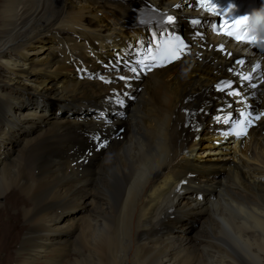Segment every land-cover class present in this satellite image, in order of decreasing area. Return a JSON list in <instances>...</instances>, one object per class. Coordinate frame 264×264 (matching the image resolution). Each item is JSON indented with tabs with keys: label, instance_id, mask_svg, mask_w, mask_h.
I'll return each mask as SVG.
<instances>
[{
	"label": "bare ground",
	"instance_id": "6f19581e",
	"mask_svg": "<svg viewBox=\"0 0 264 264\" xmlns=\"http://www.w3.org/2000/svg\"><path fill=\"white\" fill-rule=\"evenodd\" d=\"M149 1L159 9L176 5V0ZM129 8L111 0H0V68L8 74L0 83L14 85L37 73L42 94L74 101L97 97L101 92L88 82H77L53 44L65 55L67 47L78 52L79 37L92 45L106 33H122ZM213 41L227 43L233 56L211 64L205 63L211 55L206 53L200 61L148 74L137 103L120 121L126 126L125 137L89 158L87 166H70L81 156L72 127L78 125L75 118L88 117L86 111L74 117L75 110H56L52 129L44 132L43 114L37 115L32 103L12 96L13 88L1 90L7 95L0 96V130L6 127L16 137L26 130L34 134L22 139L23 150L11 159L15 165L27 160L29 179L0 158V197L13 200L0 206V244L20 234L19 264H60L72 240L77 241L73 249L80 259L76 264H264V117L248 140L229 148L234 160L228 158L225 165L213 162L220 158L205 159L207 152L197 156L204 163L191 160L199 143L188 142L190 156L183 157L181 132L170 124L184 97L220 79L217 75L234 57L254 55L246 45ZM31 48L46 52L31 57ZM21 101L28 103L22 106ZM17 104L26 109L19 117L12 107ZM10 136L4 137L6 142ZM203 140L208 141L202 149L213 148L209 137L203 135ZM222 152L224 148L210 153ZM214 169L224 175L211 176ZM189 171L198 186L176 202V216L168 220V196ZM202 190L209 194L198 200L197 191ZM90 206V215L81 220L87 228L84 234L73 213ZM18 214L22 219L8 228ZM196 225L198 230L186 235Z\"/></svg>",
	"mask_w": 264,
	"mask_h": 264
},
{
	"label": "rangeland",
	"instance_id": "374dc122",
	"mask_svg": "<svg viewBox=\"0 0 264 264\" xmlns=\"http://www.w3.org/2000/svg\"><path fill=\"white\" fill-rule=\"evenodd\" d=\"M119 32L116 33H106L105 35L101 36L99 40L102 43H106V41L112 40L114 41L115 37L118 35ZM121 35H123V32L120 33ZM109 35V36H108ZM53 47H58V49H56V53H61L62 48H60L58 46L57 43L53 44ZM33 51V52H32ZM30 52V56L31 57H38L39 56H44V53L46 52V50H41L38 53H34V49L31 48V50H29ZM36 52V51H35ZM32 54V55H31ZM16 59V57L14 56H10L9 59L11 60ZM11 60V61H12ZM65 66V65H64ZM72 72V70H70ZM6 72L5 70L2 71V68H0V77H7L8 74L4 73ZM42 78L41 75L37 74V73H32L30 74L27 79H23V78H19L17 81V84L13 83L8 84V86H3L4 84L0 83V96L2 95H7L8 90H10V88H13L14 90L12 91V96H14L17 99H22L28 101L29 103H32V109L34 112H36V114H43L42 115V119H44L45 123L42 125L40 131H44V132H49V130H51L52 128L49 126V124L51 123V121L57 117L54 112L56 110H62V111H68V110H75L74 108H79V102L84 101V99H80L77 101L71 100L70 98L66 99V98H59L61 96H53V95H46V94H42V90L44 88L37 86V82H38V78ZM10 86V87H9ZM2 89H4L7 92H3L1 91ZM16 94V95H15ZM84 97V96H83ZM87 97H93L91 95L87 96ZM86 97V98H87ZM74 98V97H73ZM19 102L20 105L24 106L27 103L25 102ZM25 103V104H24ZM20 105H15L12 107L15 108L16 112V117L20 116L26 109L25 108H20V107H16V106H20ZM37 107V108H36ZM41 112V113H40ZM2 127V126H1ZM43 129V130H42ZM3 132V134L1 133ZM23 134L20 133V136L17 135L14 136L12 133V130H9L5 127L4 131L0 130V158H2V160H5V162L8 164V166H12L15 167V173L17 172L18 174H20L21 176H26V179H29L30 175H31V167H28L27 165V160L26 159H22L21 161H19V163L17 165H15V163L13 161H11V159H17V157H19L21 151L23 150L21 147V143H22V139H28L29 137L33 136L34 134H30V132L26 131H21ZM11 134L10 138L7 140V142L5 141V138L8 137ZM261 135H264V132L261 133ZM5 137V138H4ZM206 139V138H205ZM2 141V142H1ZM208 140H203L200 141V143L198 144V148L195 151V154L193 153L192 157L194 156V159H196L198 162L200 163H204V159H197L198 154L202 153V152H207V154L204 156L206 157L205 159L208 158H220L219 161H213V162H217V164L219 165H223L225 162H228V158L229 160H234V158H232L231 156V151L229 152V148L232 147V145H228L225 147H221L224 148V152H222V154H211L210 152H214L218 149L221 148H208V149H202V146L204 144H206ZM14 143V144H13ZM13 146V147H12ZM21 149V150H20ZM209 151V152H208ZM222 151V150H221ZM227 152V153H226ZM209 153V154H208ZM196 156V157H195ZM21 162V163H20ZM25 163V164H24ZM225 165V164H224ZM30 169V170H29ZM213 172H218L219 175L218 177H222L224 174L221 171V169H214L212 170ZM25 173V174H24ZM203 192H207L202 190ZM3 197H0V206L2 204L5 205H11L13 200H3ZM4 201V202H3ZM90 207H85V208H78L77 210H75V212L73 213V220H79L77 221V225H82L81 220L83 218H85L86 216L90 215ZM102 208L100 207L99 210H101ZM99 210H97L98 212H100ZM104 213V212H103ZM79 216V217H78ZM15 218L11 220L9 227L10 228L12 225L15 224V222L20 221L22 219V215L18 214L14 216ZM82 217V218H81ZM25 221H21L20 222V226H24ZM62 223V221H61ZM60 224V222L56 225ZM82 231L84 234H86V225H82ZM199 225L194 226V228L192 230H190L189 232H187L188 234L186 235H190L192 233H194L195 231L198 230ZM7 228V229H8ZM12 230V229H11ZM22 234H24V232H22ZM184 235V234H182ZM20 236V234H16L14 240H12V242H6L3 244H0V258H2V262H0V264H19L21 258L18 256L17 252L19 251L20 248V239H18V237ZM77 241L76 240H72V244L74 245ZM71 246L69 251H68V255L67 257L60 263V264H76V263H80V259L78 258V254L76 255L75 251L73 248L77 247L75 245ZM10 247V249H9ZM5 253V254H4ZM79 260V261H77ZM38 264V263H35Z\"/></svg>",
	"mask_w": 264,
	"mask_h": 264
},
{
	"label": "snow or ice",
	"instance_id": "6c2138e0",
	"mask_svg": "<svg viewBox=\"0 0 264 264\" xmlns=\"http://www.w3.org/2000/svg\"><path fill=\"white\" fill-rule=\"evenodd\" d=\"M195 2L197 5L196 10L200 11L202 14L207 13L213 17L221 18V22L213 25V28L218 35L223 34L226 38L232 39L241 44H247L249 47H255L258 52L264 54V40L259 39L256 35H253L247 30H242V26L248 20V16H244L238 19H232L231 11H229L232 9V6L229 5L228 10H221L215 3V0H195ZM176 7H180V5L177 4ZM225 13H229L227 17L229 21V27L227 28L222 27V18L224 17ZM165 15L169 22H174L175 18L173 16L167 14ZM191 22L194 26H199L202 23V20L193 19ZM161 23H163V20H161ZM233 25L235 27H233ZM196 35L199 36L201 34L197 32ZM220 50L224 51V45H221ZM188 51V45L185 44V42L180 39V37L168 36L167 39H161L155 46V48L148 47L145 50V53L143 54L144 58L145 60H147L150 56L152 61L150 64H145L144 60L137 61V63L144 65V67H147L148 70H152V68L154 67H163L168 63H172L174 60L181 59L183 55H186L188 53ZM236 63L241 66L245 65L244 60H237ZM260 67V63H256L252 68V71H256L260 69ZM130 70L134 73L137 71L136 68H131ZM229 70L232 71V69ZM237 74L242 81L248 82L249 87H256V84L251 83L253 77L250 74ZM121 79L125 78L121 77ZM261 79L264 80V74H262ZM241 87H243V85H241ZM218 89L224 90L226 94L230 96H243V93L241 91L233 88V84L230 81L221 82V84L218 85ZM239 102L244 105V107L239 111V118L233 120L232 117L229 116L228 119L224 121L225 123L232 124L233 132H236L237 126H242L241 130L239 132H236L238 138L247 135L248 128L253 125V121L259 120L260 116L264 115V113H258L254 109L252 111H249L248 109L251 106L246 104L243 99ZM217 119L219 120L220 117H217ZM228 134L229 133L227 132L225 133V135Z\"/></svg>",
	"mask_w": 264,
	"mask_h": 264
},
{
	"label": "clouds",
	"instance_id": "9594fccd",
	"mask_svg": "<svg viewBox=\"0 0 264 264\" xmlns=\"http://www.w3.org/2000/svg\"><path fill=\"white\" fill-rule=\"evenodd\" d=\"M248 30L259 39L264 40V7H261V9L252 15L248 24Z\"/></svg>",
	"mask_w": 264,
	"mask_h": 264
}]
</instances>
